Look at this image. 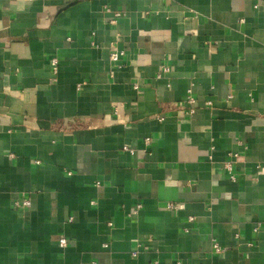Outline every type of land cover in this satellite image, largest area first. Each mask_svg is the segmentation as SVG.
<instances>
[{"label":"crops","instance_id":"1","mask_svg":"<svg viewBox=\"0 0 264 264\" xmlns=\"http://www.w3.org/2000/svg\"><path fill=\"white\" fill-rule=\"evenodd\" d=\"M0 264H264V0H0Z\"/></svg>","mask_w":264,"mask_h":264},{"label":"built area","instance_id":"2","mask_svg":"<svg viewBox=\"0 0 264 264\" xmlns=\"http://www.w3.org/2000/svg\"><path fill=\"white\" fill-rule=\"evenodd\" d=\"M105 11L109 12L110 8L105 7ZM120 15H122V13L120 11H115L113 13V18H111V20L109 22L110 23H115V18L114 17H119ZM112 45L113 44H111V52H110V55H109V60H110L111 63H116L119 60V58L123 55L124 52H123V50L118 49V48H116V47H114ZM57 64H58V59L56 57H52L51 60H50V65H51V67L53 69L52 70L53 73H56ZM164 71H166V70L164 69ZM110 73H112V71H110ZM157 76L160 77L161 74L159 73ZM133 87L135 89H137L138 88V84L134 83ZM193 103H195V98L192 95L191 89H187L186 96H185V104H188V105L191 106ZM187 112L189 114H193L194 113V109L190 107ZM144 143H145V145H148L150 143V139L149 138H145L144 139ZM123 150L124 151H128L130 153L133 152L132 149H128V147H126V146L123 147ZM234 158H237V155H234ZM224 167L229 172V178L231 180H235L236 176H235V174L232 171V163L231 162H227ZM96 184L98 185L99 183L97 182ZM30 205H31V202H30L29 198L23 197L21 199H16L14 201V206L16 208H19V209H28L30 207ZM165 207L168 210L176 211V210L180 209L182 207V205L180 203H167ZM139 208H140V204H137L136 207L133 209V213H136ZM71 220H72V218L70 217L69 221H71ZM58 244L61 247H65L68 244V241H67V239L65 237H61L58 240ZM211 249H212L213 252H216V253H219V252L222 251V249L219 247L218 243L215 242V241H212ZM138 253H139V249L138 248L137 249H133L131 251V255L132 256H136Z\"/></svg>","mask_w":264,"mask_h":264}]
</instances>
